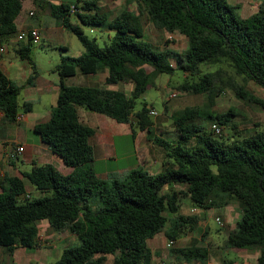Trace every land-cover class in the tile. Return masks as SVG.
Returning a JSON list of instances; mask_svg holds the SVG:
<instances>
[{
  "label": "trees",
  "instance_id": "obj_1",
  "mask_svg": "<svg viewBox=\"0 0 264 264\" xmlns=\"http://www.w3.org/2000/svg\"><path fill=\"white\" fill-rule=\"evenodd\" d=\"M22 1L0 0L3 38L17 32L16 17ZM33 1L47 7L56 23L74 31L84 46L78 55L61 54L54 67L60 85L55 104L49 117L34 125L42 141L72 170L62 173L53 163L45 162L21 175L0 176V246L6 253L11 255L18 246H37V222L46 219L52 229H68L80 239L78 245L65 246L52 264H103L109 253L113 255L112 264H151L157 251L148 246V238L164 230L166 236L175 239L186 223L192 226L196 222V216L178 210L182 194L202 208L236 202L240 216L235 227L227 230L224 243L232 248L259 247L256 264H264V129L242 138L233 134L221 138L205 124L211 120L212 124L228 122L236 127L230 118L233 109L214 112L208 108L213 95L227 86L238 97L264 109V98L245 85L252 79L264 86V0L246 17H239L236 5L227 0H126V6L114 15L103 10L99 0ZM131 1H136V9L127 6ZM71 4L76 9L72 10ZM144 12L155 26L166 32L177 30L186 37L183 53L160 48L144 38ZM72 14L81 23L113 30L109 41L99 45L95 38L88 37L78 23L71 21ZM32 42L28 38L17 46L22 58H30ZM216 63L215 69L201 72L202 64ZM176 68L184 72L178 87L204 92L208 102L185 105L169 114L178 132L177 140L153 138L163 146L169 164L166 161L155 173L136 166L123 179L97 176L88 141L95 129L82 122L78 106L119 122H129L133 115L135 125L149 131L151 108L144 104L134 111L135 99L147 87L156 85L159 73H173ZM104 70L107 84L131 82V91L65 85L66 77L78 72ZM227 70L240 76L241 82L231 80ZM193 74L197 78L189 80ZM20 89L21 85L0 67V111L9 121L18 119ZM30 104L24 101V110ZM24 180L39 194L24 195ZM176 183L186 187L163 190ZM171 249L187 261L206 257L204 247Z\"/></svg>",
  "mask_w": 264,
  "mask_h": 264
},
{
  "label": "rangeland",
  "instance_id": "obj_2",
  "mask_svg": "<svg viewBox=\"0 0 264 264\" xmlns=\"http://www.w3.org/2000/svg\"><path fill=\"white\" fill-rule=\"evenodd\" d=\"M58 1V0H53ZM229 3L236 5L235 12L239 17H246L255 12L258 9V4L261 0H227ZM99 3L103 10L114 15L119 12L124 6H126V0H99ZM29 4V0L24 1V8L21 12H24ZM130 9H136V1H131L127 4ZM33 14L30 16V21L33 23H40L44 25L46 23L55 26V19L49 14L47 7H41L34 5ZM141 20L144 27V38L151 41L154 45L165 48L168 47L175 51V53H183L187 46V39L184 35L179 33L177 30L172 32H166L164 29H159L153 22L148 18L146 12L141 15ZM71 21L78 23L82 28L83 32L90 38H95L99 45H103L109 41L110 36L113 34V30L101 27L100 25L84 24L81 23L75 14L71 15ZM15 32L12 35H8L4 39V46L7 47V65H8V76L13 80H58V75L54 71L55 65L59 62L61 54L78 55L84 51V46L81 43L78 35L67 28L61 30L46 29L44 36L38 41H33L30 48V58H22L16 51L17 46L20 43H26L27 38L23 40H17ZM171 34V37L168 35ZM1 44V43H0ZM65 46V48H63ZM6 50V49H5ZM173 63H175L174 57H172ZM218 64L201 65V72L208 69L213 70ZM229 73L231 80L235 82H241L240 76L234 75L231 71L227 70L226 74ZM225 76V75H224ZM226 77V76H225ZM196 74L190 75L189 80L196 79ZM65 80H103L102 73L96 74H82L77 73L72 76L66 77ZM184 80V72L181 68H176L173 73L161 72L155 78L156 85H151L146 88L142 95L135 99L133 110L141 108L144 104L152 108L156 113L150 114L151 118L154 119L156 115H163L165 110V104L167 108L173 110L181 109L185 105L199 104L203 105L208 102V97L204 92H192L186 91L178 87L179 83ZM21 85V84H20ZM27 83L25 84V86ZM246 88L257 96L264 98V86L256 83L254 80L246 81ZM171 92H176L175 95H171ZM18 111L23 113V102L26 99L24 86H21L18 94ZM33 105H36V101H32ZM212 103L208 107L214 112H225L229 109H233V114L230 115L232 121H234L236 127H232L230 123L222 124L221 136L218 133H214L215 136L226 138L233 134L237 138H242L249 135L254 130L264 129V109L260 108L257 104L252 101L245 100L238 97L234 90L230 87H224V90L220 94L213 95L211 99ZM40 101L39 104H41ZM37 106V105H36ZM171 120V118H170ZM172 122V120H171ZM17 123H13L16 125ZM207 129L210 128L212 121H205ZM170 133V132H168ZM30 136H35L36 131L30 129L27 131ZM165 132L164 138L168 140ZM179 138V136H177ZM174 140V139H173ZM128 141L126 138L116 137L118 147L121 142ZM124 163L118 162V164ZM110 166H114L115 162L109 161ZM215 166H213V169ZM117 175V174H116ZM118 177L123 179L124 176H110L109 178ZM178 184V183H176ZM181 185V184H180ZM173 188L166 186L163 190L168 191ZM35 189V188H34ZM38 195V192L32 191L31 196ZM179 208L178 210L186 215L196 216V222L192 226L186 223L182 228V231L174 239V246L172 247H184V246H199L206 249V257L200 261L199 259H192L187 261L184 256L176 251H173L166 246V243L157 249L156 255H154L155 264H233L235 259L237 264H251V262H245L243 258L239 257L238 248L227 247L225 240L227 237V230L235 227L236 220L239 216H230L228 223L220 224L216 217H220L223 221L225 205L200 207L192 202L189 196L180 194L178 199ZM234 205L236 202H230ZM230 205V206H231ZM194 206L195 211H191L190 207ZM168 225V223L166 224ZM54 230V229H52ZM60 232H70L67 230H56ZM156 236H160L162 240H165L163 233H157ZM166 241L168 236H166ZM46 242V239H42ZM51 245L47 244L38 247H23L19 246L14 254V258L17 264H52L61 254L62 249L67 246H75L80 243V239L77 236H73L67 239H60L59 236L52 238ZM257 251V252H256ZM256 252V255H255ZM259 253V247H250L247 250V256L249 261L254 262L256 256ZM112 254L109 253L108 260L106 259L105 264H112ZM255 256V258H254ZM107 258V257H106ZM232 259V261H228ZM4 260V264H6ZM210 261V263H208ZM186 262V263H184ZM227 262V263H226ZM152 264V263H151Z\"/></svg>",
  "mask_w": 264,
  "mask_h": 264
},
{
  "label": "crops",
  "instance_id": "obj_3",
  "mask_svg": "<svg viewBox=\"0 0 264 264\" xmlns=\"http://www.w3.org/2000/svg\"><path fill=\"white\" fill-rule=\"evenodd\" d=\"M24 1L25 0L22 1V9L24 8ZM34 5L37 4L33 0H29L27 9L24 12H21V9L20 13L16 17L17 31L21 29H28L30 27H39L41 29V37H43L47 28L51 30L55 29V31L64 29L63 26L57 23H55V26H48L46 23L41 25L40 23L31 22L30 16L34 13L32 10ZM4 39L6 38L0 36V43L5 44ZM7 53V47L3 53H0V67L5 73L8 72V65L6 61L8 55ZM96 73H102L103 80H65V85L105 86L109 88L122 89L126 93H129L132 89L131 82L122 80L112 84H107L105 82V76L107 74L106 70ZM96 73L86 74L91 75ZM14 81H16L18 84H21V86H24L26 96L25 101H36L37 106L33 105L30 101V108L28 110H24L23 113L19 112L17 121H9L5 119L3 117V113L0 111V176L21 175L22 171L29 170L33 165L42 164L45 162L53 163L62 173H69L72 170V166L67 165L59 155L52 152L47 144L42 141L38 133L35 136H30L27 134L28 130H34V125L36 123L45 121L49 117L51 107L55 104L57 94L60 90L59 78L58 80ZM26 83L27 85L25 86ZM40 101H42L41 104H39ZM165 110H167V112H164L163 115L159 116L157 114L156 117L152 119L149 131H147L146 129L138 128L135 125V117L133 115L131 116L129 122H119L103 113L95 112L85 107L78 106V114L82 122L93 126L95 129L94 132L89 136L88 141L93 148V157L91 163L96 175L101 178H109L110 176L117 175L124 176L131 168L136 166L143 167L149 172L155 173L160 171L165 166L166 161L169 164L168 158L165 156L163 146L153 140L155 136L164 138L165 132L168 136V140L178 139V132L175 130L173 123L170 120L169 114L172 112V110L167 108V104H165ZM14 122L17 124L13 125ZM116 137L126 138L128 141L121 142L120 147H118ZM19 144L23 146L21 151L17 150V146ZM109 161L115 162V165L113 167L110 166ZM119 161H123L124 163L118 164ZM24 182V195L27 193L31 195L32 191L38 192L39 194V191L34 189V187L27 180H24ZM185 187L186 186L184 184H173L172 189L178 190ZM230 205L231 203L225 204V217H223L224 224L228 223L230 216H233L234 218L240 216L238 204L234 203V205ZM192 207L194 206H191L190 210ZM37 225L38 245L23 247H38L45 244L50 246V240L56 236H59L60 239H67L72 237V235L76 236V234L72 232H60V234L57 233L56 230H52L46 219L39 220ZM157 233H163V235H165V240L163 241L160 236H156ZM157 233L147 239L148 246L154 250H157L163 246L167 239L164 230ZM42 239H46V242H44ZM176 240L177 239L175 238V241ZM18 247L14 249L11 255H8L5 249L0 246V262L3 263L4 260L7 259L6 264H17L14 254ZM248 249L249 247L238 248L237 251L239 257L243 258L245 262L256 264L255 256L254 262L249 261L247 256ZM108 255L109 254L106 255L107 260ZM106 259L104 262H106ZM233 260V264L238 263L235 259ZM153 261L154 258L152 259V264H155ZM228 261H232V259H228ZM208 263H210V261H208ZM210 264H214V262H211Z\"/></svg>",
  "mask_w": 264,
  "mask_h": 264
},
{
  "label": "built area",
  "instance_id": "obj_4",
  "mask_svg": "<svg viewBox=\"0 0 264 264\" xmlns=\"http://www.w3.org/2000/svg\"><path fill=\"white\" fill-rule=\"evenodd\" d=\"M72 10L76 9V6L74 4H71ZM31 13V12H30ZM16 38L17 40H23L25 38H31L32 41H38L41 38V29L39 27H30L28 29H21L18 30L16 33ZM169 37H171V34L168 35ZM6 47L4 46L3 43L0 44V53H3L5 51ZM176 92H172L171 95H175ZM150 114H154L156 113V111H154L152 108L149 110ZM19 117V116H18ZM212 130L214 133H221L222 131V126L217 124V123H213L211 125ZM23 149V146L21 144H19L17 146V150L21 151ZM27 196L29 195L28 193L26 194ZM192 211H195L196 208L192 207L191 208ZM217 220L220 222V224H224V222L220 219V217H216ZM174 239L172 238H168V240L166 241V246L168 248L174 246Z\"/></svg>",
  "mask_w": 264,
  "mask_h": 264
}]
</instances>
